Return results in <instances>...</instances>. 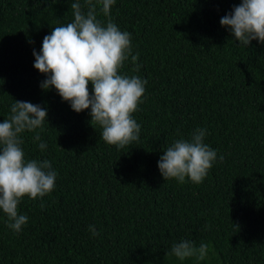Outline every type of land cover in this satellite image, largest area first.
<instances>
[{
    "label": "trees",
    "instance_id": "trees-1",
    "mask_svg": "<svg viewBox=\"0 0 264 264\" xmlns=\"http://www.w3.org/2000/svg\"><path fill=\"white\" fill-rule=\"evenodd\" d=\"M75 2L0 0V123L15 100L44 107L48 122L20 134L21 147L57 173L51 193L19 204L20 232L0 210V264H264V44L241 46L220 23L241 0H116L111 19L139 53V71L129 58L120 73L147 80L140 139L123 149L34 67ZM196 128L217 160L199 184L165 181L163 150ZM182 240L207 243L205 259L167 256Z\"/></svg>",
    "mask_w": 264,
    "mask_h": 264
},
{
    "label": "clouds",
    "instance_id": "clouds-1",
    "mask_svg": "<svg viewBox=\"0 0 264 264\" xmlns=\"http://www.w3.org/2000/svg\"><path fill=\"white\" fill-rule=\"evenodd\" d=\"M115 2L84 0L86 10L79 0L72 3L73 22L54 27L44 37L41 52L33 54L34 67L48 74L41 87L44 90L54 87L77 113L90 108V124L100 126L102 139L123 149L140 139L141 126L133 114L142 103L147 80L120 73L129 58L136 65L132 71H139L136 64L139 53H132L131 34L122 31L111 19ZM99 14L107 18L106 23L98 19ZM220 23L229 28L241 46L248 47L254 40L264 44V0H241ZM89 84L93 86L92 91ZM10 112L0 123V210L8 217V227L18 233L28 222L26 215L18 214L19 204L25 197L42 199L51 193L57 173L49 160H26L21 147L20 134L42 129L47 110L31 102L15 100ZM206 131L196 128L190 139H177L163 150L158 168L165 181L174 179L183 184L190 180L199 184L204 180L217 160V151L204 142ZM34 140L41 141L39 132ZM38 147L43 151L47 144L40 142ZM223 158L221 155L220 160ZM89 231L93 236L99 235L94 225L89 226ZM207 251V243L197 247L192 241L182 240L172 244L167 256L181 261L191 257L204 260Z\"/></svg>",
    "mask_w": 264,
    "mask_h": 264
}]
</instances>
